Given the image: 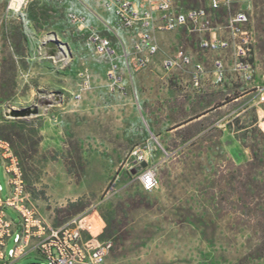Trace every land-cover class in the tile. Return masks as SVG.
<instances>
[{"label": "rangeland", "instance_id": "374dc122", "mask_svg": "<svg viewBox=\"0 0 264 264\" xmlns=\"http://www.w3.org/2000/svg\"><path fill=\"white\" fill-rule=\"evenodd\" d=\"M175 1L177 10L186 11L209 0ZM9 3L0 0L1 33L10 40L13 64L9 73L0 68V138L11 145L39 217L57 227L89 215L85 240L113 243L104 264H264V104L255 94L240 98L245 88L214 87L190 98L178 90L155 95L159 70L130 73L125 66L123 89L113 91L105 79L106 59L69 22L73 4L28 0L9 10ZM226 19L217 14L219 23ZM249 30L256 77L264 85V0H253ZM27 34L38 45L47 36L57 38L63 48L59 80L51 57L49 73L42 69L41 59H48L42 49L28 74L16 70ZM159 37L158 62L184 53L194 61L215 57L187 30ZM128 45L132 52L134 39ZM211 110L167 133L174 123ZM15 111L30 114L17 117ZM135 149L147 151L145 165L157 172L159 187L152 192L128 171ZM0 184L5 197L3 170ZM236 189L253 203L256 224L244 225L235 212ZM7 214L18 221L13 210ZM42 261L31 256L16 264Z\"/></svg>", "mask_w": 264, "mask_h": 264}, {"label": "built area", "instance_id": "2783aa9c", "mask_svg": "<svg viewBox=\"0 0 264 264\" xmlns=\"http://www.w3.org/2000/svg\"><path fill=\"white\" fill-rule=\"evenodd\" d=\"M17 0H9V10ZM65 3L69 0H54ZM106 11H112L118 24L125 30L139 29L138 39L133 46V65L136 69L149 66L151 59L159 52L157 35L187 30L200 39V49L216 56L211 60L212 84L216 87L226 83L228 76L241 84L255 82L256 69L252 32L249 30L253 0H209L207 6L179 11L175 0H101ZM28 0H25V5ZM24 5V6H25ZM88 13L100 19L96 11ZM225 13L223 23L217 21V14ZM69 22L87 36L89 45L96 55L107 61L106 83L114 91L123 89L120 61L130 60L127 51L120 52L112 40L104 36L96 25L89 23L88 15L70 12ZM50 38V37H49ZM48 38V39H49ZM48 39L43 41V57H51L60 63V47L56 46L54 56L46 49ZM59 45V41H53ZM167 74L190 70L192 88L201 92L206 84L208 69L204 62L184 53L179 58L169 57L163 61ZM83 73H81L82 75ZM256 99L264 104V85L255 88ZM81 99V95H77ZM147 151L135 149L127 163L129 172L146 164ZM6 178L7 192L3 196L0 184V264H16L31 256L42 259V264H104L113 243L105 241L92 244L85 240L91 229L89 215H78L61 226H51L43 221L31 205L25 191L16 157L9 142L0 138V171ZM136 182L145 192L159 187L156 170L146 165L133 174ZM13 210L18 216L15 221L7 214ZM13 241V247L8 243Z\"/></svg>", "mask_w": 264, "mask_h": 264}, {"label": "crops", "instance_id": "0c3cea01", "mask_svg": "<svg viewBox=\"0 0 264 264\" xmlns=\"http://www.w3.org/2000/svg\"><path fill=\"white\" fill-rule=\"evenodd\" d=\"M65 3H71L74 5V7L70 9L68 13L74 12V13H79V14L84 13L88 15L89 23L96 25L99 31L104 36L110 38L113 44L118 48L120 52L127 51L130 54L129 61L127 60L120 61V67H121L120 74L121 75H122L123 66H125L127 71L130 73H133L134 71H139V69L134 68V65H133V55H131L133 51L130 52L128 50L129 48L128 43H130V40L134 39V44L136 43L138 39L137 34L139 32V29L125 30L121 28L117 22V19L114 13L112 11H106L105 9H103L101 0H69ZM88 8L96 11L100 19L88 13ZM1 25H2V22H0V68L4 69L5 73H9V72H12L11 69L13 68L12 58H10L8 54V50L11 49L9 46L10 40L1 33ZM53 31L55 32V30ZM58 32H59V28H58ZM162 34H166V33H161L157 35V43L159 45V52L155 56L152 57L151 63L149 64L148 67L144 69H140V70H149L151 72H154L156 69L159 70L160 73L156 77L155 79L156 81L154 83L155 84V87H154L155 95L157 92L165 90L166 92L169 91L170 96H173L175 95V90H178V91H181L183 95H186L185 97L190 98V97L202 96L206 94L207 92L206 90H208V88L211 89V88L216 87L212 84L213 77H212L211 70H210L211 61H209V59L208 60L207 59L198 60V61L204 62L208 69V75L206 76V79H205L206 84L204 85V88L201 92H197L192 88L191 83H190V75H189L190 70H187L186 72L176 70L172 74H167L163 68V61L169 57L160 59L159 62L157 60L158 56L160 55V37L159 36ZM57 35H59V33ZM48 37L49 36H47V39ZM37 41L39 40L37 39L36 36H33V35L29 36L27 34L26 39L21 43L20 56L15 57L16 59H19V61L18 60L16 61L17 66L15 68L17 70V67H19L22 75H24L25 73L28 74L29 71L33 69V62L36 60V54H37L38 49H42L43 51L45 50L42 47L43 41L40 42V45H38ZM48 41H52L51 37L48 39ZM50 64L51 62L49 58L41 59V67L43 70L44 69L46 70V73H49L50 71V66H51ZM107 68H108V65L106 67V71H107ZM52 69H53V74H54L55 64L52 65ZM105 77H106V73H105ZM58 80H59V70H58ZM159 80L163 82H160ZM159 85H163L164 89L159 88ZM260 85H263V81L262 82L258 81L257 77L255 78L254 83L241 84V83H237L233 79V77L231 78L229 75L228 79L226 80V83L219 87H226L230 91L231 90L234 91V89H238L235 87L245 88L242 94L244 93H247V94L244 96H241L240 98H243L249 94H255V101H257L255 88ZM159 94L161 93L159 92ZM211 112L212 110L210 112L203 113L201 115H197L194 117H187V119L183 121L174 123L170 127V129H168L167 133L187 128L191 126L192 124L199 122L202 118H204L205 116H208ZM199 135L200 134H196L194 137L197 138Z\"/></svg>", "mask_w": 264, "mask_h": 264}, {"label": "trees", "instance_id": "16d2710c", "mask_svg": "<svg viewBox=\"0 0 264 264\" xmlns=\"http://www.w3.org/2000/svg\"><path fill=\"white\" fill-rule=\"evenodd\" d=\"M222 105H219L220 107ZM234 181L237 180V177L233 179ZM235 197V200L232 201V206L236 208L235 212H238L241 214V217L244 225H252L256 224L258 221V213L256 209L253 207V203L248 200L247 195L244 192H240L236 189V191L233 192L232 198Z\"/></svg>", "mask_w": 264, "mask_h": 264}, {"label": "water", "instance_id": "95a60500", "mask_svg": "<svg viewBox=\"0 0 264 264\" xmlns=\"http://www.w3.org/2000/svg\"><path fill=\"white\" fill-rule=\"evenodd\" d=\"M50 44L52 45V53H50ZM56 46H57V44L54 43V42H48V43L46 44V49H47V51H48L47 53H48L49 56H54V54H55V52H56V48H55ZM14 114H15V116H17V117H20V116H26V115H29L30 112H29V111H25V112L15 111ZM145 166H146L145 164H142V166L138 167L137 169H134V170L132 171V174H136L137 171H138L139 169H141L142 167H145Z\"/></svg>", "mask_w": 264, "mask_h": 264}, {"label": "bare ground", "instance_id": "6f19581e", "mask_svg": "<svg viewBox=\"0 0 264 264\" xmlns=\"http://www.w3.org/2000/svg\"><path fill=\"white\" fill-rule=\"evenodd\" d=\"M18 4L21 6V8H23L24 5H25V0H17V1H15L14 4L12 5L11 9H15V7H16ZM17 8H18V7H17ZM19 8H20V7H19ZM55 39H56V41H57V38H56V37H55ZM51 40L54 41V37H51ZM55 48H56V47H55ZM51 50H52V45L50 44V53H52ZM62 50H63V48L60 46V52H62Z\"/></svg>", "mask_w": 264, "mask_h": 264}, {"label": "flooded vegetation", "instance_id": "af4514ba", "mask_svg": "<svg viewBox=\"0 0 264 264\" xmlns=\"http://www.w3.org/2000/svg\"><path fill=\"white\" fill-rule=\"evenodd\" d=\"M54 63L57 64V70H59V63L58 62H54Z\"/></svg>", "mask_w": 264, "mask_h": 264}]
</instances>
